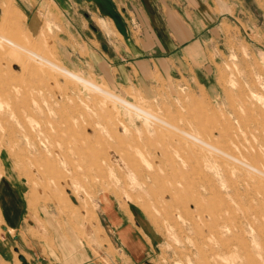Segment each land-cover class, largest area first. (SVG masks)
<instances>
[{"label": "rangeland", "instance_id": "rangeland-1", "mask_svg": "<svg viewBox=\"0 0 264 264\" xmlns=\"http://www.w3.org/2000/svg\"><path fill=\"white\" fill-rule=\"evenodd\" d=\"M209 3L199 55L140 73L91 65L117 43L84 9L28 22L0 0V174L21 181L25 234L55 221L116 264L112 205L148 240L141 264H264V0Z\"/></svg>", "mask_w": 264, "mask_h": 264}, {"label": "crops", "instance_id": "crops-1", "mask_svg": "<svg viewBox=\"0 0 264 264\" xmlns=\"http://www.w3.org/2000/svg\"><path fill=\"white\" fill-rule=\"evenodd\" d=\"M13 1L28 22L36 12H44L46 5L61 16L84 9L97 30L101 34L111 33L114 43H117L112 47L92 45L89 48L90 63L99 71L135 66L142 73L148 66L170 73L172 67L169 66H178L179 58L189 63L199 55L204 35L209 32L210 13L216 12L212 11L209 0ZM204 9L205 14L202 12ZM196 10L197 16L191 15ZM115 34L121 36V40L116 39ZM103 211L105 229L118 251L116 264H141L149 251V243L138 226L112 205ZM26 215L27 203L21 181L2 169L0 264H101L94 261L90 247L75 232L63 225L61 227L52 221L54 219L52 222L45 220L47 239L25 234L27 229L23 223Z\"/></svg>", "mask_w": 264, "mask_h": 264}, {"label": "water", "instance_id": "water-1", "mask_svg": "<svg viewBox=\"0 0 264 264\" xmlns=\"http://www.w3.org/2000/svg\"><path fill=\"white\" fill-rule=\"evenodd\" d=\"M20 260H22V258H19Z\"/></svg>", "mask_w": 264, "mask_h": 264}]
</instances>
